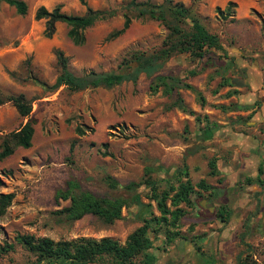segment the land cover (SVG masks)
Listing matches in <instances>:
<instances>
[{"label": "rangeland", "instance_id": "rangeland-1", "mask_svg": "<svg viewBox=\"0 0 264 264\" xmlns=\"http://www.w3.org/2000/svg\"><path fill=\"white\" fill-rule=\"evenodd\" d=\"M24 1L28 6L25 14L17 13L6 2L0 4V91L23 93L32 103L30 117L35 121L31 146L17 147L0 160V193H14L11 204L0 216V243L15 244L13 251L1 256L0 264H22L31 257L15 242L17 234L55 240L109 236L123 243L142 224L132 214L134 204L124 208L122 217L112 223L91 214L72 221L53 214L52 211L69 203L55 199V191L64 187L68 179H75L82 189L99 196H123L131 200L138 197L150 203L153 215H159V211L155 201L149 199V187L141 185L133 192L122 187L111 189L106 176L111 175L124 185L141 180L145 167H153L152 178L162 189L168 185L165 180L173 178L170 169L185 167L187 174L181 175L182 181L207 182V177L212 176L209 162L215 161L221 152L215 142L204 141L205 131L199 135H194V131L204 125L206 129L218 126L217 136H224L216 120L226 112L225 99L236 91L225 90L227 80L243 82L244 78L254 77L249 68L264 69V0H174L190 6L209 31L220 37L225 54L210 50L200 59L187 53L175 54L162 61L160 68L150 75L141 73L135 83L48 91L33 83L30 75L52 83L60 71L56 50L63 51L68 57V68L77 75L91 69L115 70L127 50L158 47L168 30L156 20L133 19L124 33L106 39L110 31L121 27L123 17L119 14L88 27L84 44L75 45L63 22L57 23L51 37L45 36L44 20L35 18L36 9L41 5L52 9L60 4L66 13L83 14L87 6L119 7L128 0ZM229 1L236 4L234 14L222 18L216 7L225 9ZM190 69L196 73L187 75ZM156 74H172L192 81L200 94L185 88L171 95L163 94L161 88L152 92L149 85ZM176 92L192 113L172 105ZM26 120L10 101L0 104V144L8 132ZM78 127L83 133L77 132ZM201 192L203 197L193 196V206L181 204L187 211L181 233L188 240L204 236L202 242H197L201 246L198 257L194 255L195 246L187 240L185 245H191L192 250L176 245L162 255V264H199L209 256L214 264H236L237 255L245 250L250 251L256 264H264V223L262 231L255 229V222L248 229L230 224L231 231L225 232L215 211L227 204L214 200L208 191ZM146 217H150L149 213Z\"/></svg>", "mask_w": 264, "mask_h": 264}, {"label": "trees", "instance_id": "trees-1", "mask_svg": "<svg viewBox=\"0 0 264 264\" xmlns=\"http://www.w3.org/2000/svg\"><path fill=\"white\" fill-rule=\"evenodd\" d=\"M2 2L14 6L19 14L27 12L28 6L24 0H0V4ZM235 6V2L229 1L225 9L216 7V12L222 18H228L233 16ZM119 14L123 17L121 27L110 31L106 39H113L124 33L133 19L156 20L168 30V33L160 46L151 50H127L121 57L117 69L109 71L91 69L77 75L68 68V57L58 49L56 55L60 71L54 81L47 83L35 75H30L31 81L48 91L57 90L60 87L69 91L98 87L111 88L126 81L135 83L141 73L150 75L160 68L162 61L175 54L187 53L195 59L205 57L210 50L225 54L220 37L209 31L201 17L190 6L174 0H162L160 3L151 0H128L119 7L96 9L87 6L83 14L66 13L61 10L60 4L52 9L41 5L36 9L34 16L36 19L44 20L45 36L51 37L57 23L63 22L68 26L67 35L71 41L75 45H82L85 42V30L88 27ZM186 72L187 75H194L196 70L190 69ZM149 88L152 92H157L161 88L165 95H171L180 88L192 89L200 94L192 84L172 74L154 75ZM176 94L177 98L172 105L192 113L177 92ZM7 101L13 104L20 116L27 117V120L19 128L4 136L0 144V160L11 155L17 147H30L34 133L35 121L30 117L31 101L23 93L3 94L0 91V104ZM201 102H204L203 98ZM77 132L83 133L79 127ZM209 166L210 174H215V161L211 160ZM153 171V167H145L144 177L141 180L129 181L124 185L111 175L106 176V181L111 189L122 187L129 192L136 191L141 185L149 187V199L155 201L159 215H153L150 211V203H145L138 197L131 200L123 196H99L82 189L75 179H68L64 187L55 191V199L56 201L69 200V203L52 211L53 214L63 216L68 221L91 214L106 223H112L122 217L124 208L134 204L136 209L132 211V214L139 217L142 224L129 233L123 243L109 236L100 238L78 236L55 240L48 236L17 234L15 242L31 255L22 264H159L163 260L162 255L168 253L170 248L176 245L184 248L185 241L188 239L181 233L180 227L187 211L181 204L193 206L195 204L193 196L203 197L201 191H208L210 196L217 188L204 179L195 184L188 179L182 181L181 175L187 174L183 167L170 169L176 181L173 182V178H167L165 180L168 183L167 187L160 189L157 180L152 178ZM13 197V192L0 193V216L6 212ZM146 213H149V218L146 217ZM215 214L218 220L226 223L230 219L231 210L227 205H221ZM195 237L196 240L191 238L188 242H192L195 250L200 251L201 246L197 242H202L204 236L196 235ZM156 240L159 243H156ZM177 240L180 241L175 244ZM14 249V243L3 241L0 243V258ZM199 264H214V261L209 256L202 258ZM236 264H256V261L252 259L250 251L245 250L237 255Z\"/></svg>", "mask_w": 264, "mask_h": 264}, {"label": "crops", "instance_id": "crops-1", "mask_svg": "<svg viewBox=\"0 0 264 264\" xmlns=\"http://www.w3.org/2000/svg\"><path fill=\"white\" fill-rule=\"evenodd\" d=\"M249 70L253 78H244L243 82L227 80L225 90L236 91L225 99L226 112L216 120L224 136H217L218 126L206 129L204 125L194 131V135L205 131L204 141L215 142L221 152L215 160L216 173L207 177V183L217 186L211 197L230 207L229 221L219 220L225 232L231 231L230 224L248 229L255 222V229L262 231L264 223V69L254 66ZM220 105L223 107V103ZM184 247L193 249L191 245ZM198 254L194 252L197 257Z\"/></svg>", "mask_w": 264, "mask_h": 264}, {"label": "water", "instance_id": "water-1", "mask_svg": "<svg viewBox=\"0 0 264 264\" xmlns=\"http://www.w3.org/2000/svg\"><path fill=\"white\" fill-rule=\"evenodd\" d=\"M202 205H204V201H202V203H201ZM210 210H212L211 208H210Z\"/></svg>", "mask_w": 264, "mask_h": 264}]
</instances>
